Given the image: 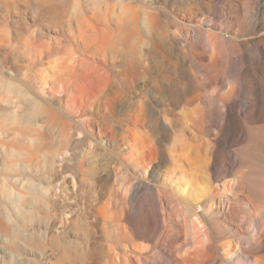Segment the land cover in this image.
<instances>
[{"label": "bare ground", "instance_id": "1", "mask_svg": "<svg viewBox=\"0 0 264 264\" xmlns=\"http://www.w3.org/2000/svg\"><path fill=\"white\" fill-rule=\"evenodd\" d=\"M97 2L0 0V173L11 181L3 188L12 211L29 227L21 237L45 244L53 217L68 219L72 211L57 202L70 175L77 180L72 195L84 208L78 232L66 242L60 232L50 244L58 264H84L85 257L92 264H143L157 245L141 242L149 229L139 230L133 213L146 203L136 197L137 185L150 188L155 180L157 205L172 209L170 264H264L258 220L245 223L249 244H219L223 235L242 238L220 222L242 213L234 193L245 183L234 177L229 191L209 190L230 176L224 154L248 164L253 146L264 143V124L254 125L264 123V110L246 111L235 100L221 105L214 120L201 96L202 80H220L217 67L229 59L264 62V0ZM230 11L243 14L239 35L251 36L256 51L241 52L221 35L217 17ZM11 16L27 28L49 24L48 33L32 30L14 51L21 40L6 28ZM250 73L264 75V68ZM241 81L240 71L231 96L243 92ZM235 143L244 146L224 151ZM103 147L111 157L101 163ZM246 199L253 215L264 213L261 180ZM9 216L0 207V217ZM8 238L0 227V242Z\"/></svg>", "mask_w": 264, "mask_h": 264}, {"label": "rangeland", "instance_id": "2", "mask_svg": "<svg viewBox=\"0 0 264 264\" xmlns=\"http://www.w3.org/2000/svg\"><path fill=\"white\" fill-rule=\"evenodd\" d=\"M7 1H12V0H7ZM53 1L56 3V2H61L62 0L61 1L53 0ZM98 2L100 3V0H98ZM59 13L60 12H57L56 15L57 16L61 15ZM175 14L172 16L174 17V21L176 20L177 17H179L177 16L178 13L176 15ZM241 15L243 14L236 13L235 11H230L228 16L226 17H222V16L217 17V23L222 27V31L220 32L221 35L229 40H234V42L232 41L233 43L231 44H234L237 47H239L241 52L248 51L252 53L253 51H256L255 50L256 45L255 44L252 45V43L247 41V39H250L251 36H247L248 38L247 37L245 38L244 36L241 37L239 35L240 28L238 25L239 22L243 20V17H241ZM4 22L8 24V25L5 24L7 30L9 29L8 31L11 32L13 36L16 35L15 38H17V40L19 39L22 41V42L16 41L14 42L15 44L13 43L14 51H18L20 49L19 47H21L20 45L24 42L23 40L25 39L24 37H26V34L28 35L33 31L34 32L41 31V33L47 35L48 33L47 27L50 26L49 24L46 23L44 24L40 23L38 24L40 28H38V26L35 25H34L35 28L34 27L27 28L26 25L18 24L16 18L15 17L13 18L12 16L9 19L5 20ZM44 25H46L47 27H45ZM24 27H26L27 31L25 30ZM14 30L17 31L13 33ZM38 32H35L34 34H38ZM210 33L216 34L219 32L215 30H210ZM21 34L23 36H18ZM259 60L260 59H257L255 61H248L247 59L242 57V59L239 62H234L231 59H229L225 63L223 68L221 65H218L217 67L219 70L222 69L224 71L223 76L221 78L219 76L220 80H217V82L210 84L206 80L203 72H201L202 77L206 80V81L202 80V82H204L203 90L201 91L202 105L206 112L210 111V113L211 112L213 113L214 120L216 118H219L220 116V111H222L221 105H225L226 102L231 104L235 100L239 101L243 106L242 109H246V111H249L254 107L258 108L259 110H264V75H260L252 78V75L250 73V69L264 68V62ZM202 64H207V62H202ZM22 71L24 70H21L20 72L21 74L24 73ZM240 71L242 72L241 84L243 86V92H242L243 94L241 93L240 95L234 97L231 96L230 93L231 90L230 83L234 82L236 75ZM174 120L177 121V117H174ZM263 124L264 123L261 124L258 123L254 125L262 126ZM78 137L80 138L81 136L78 135ZM241 146L242 147L244 146L243 143L240 145H236L235 143L230 145V147L225 148L224 151L227 152L235 151L236 149H239ZM6 147L7 146H5V148ZM40 150L43 151L48 149L42 148ZM220 150L223 149L220 147ZM253 152H254L253 158L250 159L248 164H244V165H239L237 163L235 164V162L232 159H230L224 154V163L225 166L229 167L230 176L226 178H222L219 181L211 184L212 187L209 189L212 190L214 188L220 193H222L223 191H229L231 188L230 184L234 179V177L238 178L240 182L245 183L244 187H242L239 191H235L234 193L236 196V200L240 203L242 207V213L241 214L236 213L234 215H231L228 221L224 222L221 220L220 222V224L222 223V225L227 229L230 235L238 233L239 237L242 238H237V239L233 237L227 238L225 235H223L224 239L220 240L219 244L225 242L226 240L233 242L230 244V247H234V245L235 246L239 245L238 242H244V244H249L251 241L249 240V236L247 234L248 228H247V224L245 223H247V221L249 220L252 222H256V220H258L264 224V213H257L253 215L252 211L249 209L248 200L246 199L247 196L253 191V189H255V186L258 184V180H261V186H264V178H263L264 175L262 174L264 170V143L253 146ZM110 157H111V153L108 148L103 147L98 151V158L100 159L101 163L107 162V160ZM40 159L41 158H38V161L42 163L43 159L41 160ZM158 178L159 179L163 178V174L162 175L160 174ZM246 178L248 181H246ZM4 183H6L7 187L9 188V184H11V181L8 179V177H6V175L0 173V207L2 211L8 213L11 216V217L9 216L10 219L8 220L6 218L0 217V227L8 231V237H9L7 241L0 242V264H58L59 261L55 254V251L52 252V248H54L53 246L56 243V237L60 232H62L63 234L62 237L64 239L66 238L65 239L66 242L69 233L78 232V229L80 227V223L77 218L79 215H81L84 207L80 204L81 201L78 200L76 201V199L72 195V192L73 191L75 192L76 190L77 180L71 177L70 175L66 176V179L64 181L65 185L63 187V193L61 194L60 200H58L57 203L59 204V201H61L62 203L60 202L61 204L60 206H63L65 211H68V209H70L72 212L69 215H67L68 218L67 220H65L66 217H64L66 215L63 216L55 213V215H60V216H55L53 217L54 219H52L53 221L51 220L47 233L48 239H45L44 241L45 244L44 243L39 244L37 237L34 238L35 236L34 237L32 236V238L29 236L21 237V232L24 233L23 229L24 228L29 229V227L26 225L25 226L22 225L21 217L20 216L17 217V215L12 211V208L6 196L7 191H5L6 189L3 188ZM155 184L156 182L154 180L151 182L150 181L147 182V185H149L150 188L147 186L144 187V185L142 186V184L137 185V189H139L138 190L139 193L136 195V197L145 199L146 203L139 202L138 206L134 210L133 220L137 223L139 230H141L143 227H147L149 229V235L146 238L145 242L143 240H141V242L149 246L157 245L154 251L151 252L145 258L143 264H170L168 250H169V242L170 240H172L171 233L173 232L170 227V222L172 219V209L171 206L167 204L166 205L160 204L159 206L157 205V200L155 197L156 196ZM51 201L54 202V200L50 197V204L53 208L56 202L52 203ZM75 202L77 204H74ZM195 209L196 211H199L201 207L197 205ZM35 210L38 211L37 208ZM146 216H148L150 219H145L144 217ZM17 231H19L20 233H18ZM14 232H17V234ZM13 235L15 236L14 239H12ZM245 237L248 239H246ZM51 243L54 245L51 246L52 245ZM66 248L71 249L67 245ZM73 248L71 249V251H74L75 248L74 249ZM40 250H42V252ZM31 251H33V253H31ZM258 256H261V258L264 261V252L258 254ZM84 264H92V261L88 260V258L85 257Z\"/></svg>", "mask_w": 264, "mask_h": 264}]
</instances>
